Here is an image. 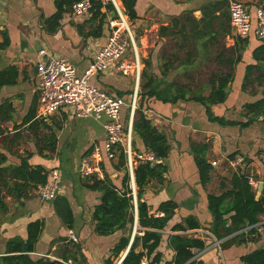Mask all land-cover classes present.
<instances>
[{"label":"crops","instance_id":"0c3cea01","mask_svg":"<svg viewBox=\"0 0 264 264\" xmlns=\"http://www.w3.org/2000/svg\"><path fill=\"white\" fill-rule=\"evenodd\" d=\"M107 1L109 0H103L104 3ZM230 1L137 0L136 11L139 18L130 20L142 71L145 67L143 60L150 55L149 53L153 62H157L156 53L159 46L156 42L166 39L158 35L159 27L169 25L175 18L192 12L199 22V27L211 26L213 30L196 39L189 38L186 41L187 50L181 48L180 63L175 65L182 67L183 73L186 71L185 73L192 77L206 73L209 61L216 70L208 73L232 75L227 87V98L224 102L213 104L211 107V116L224 118L229 122L227 124L211 119L205 105L194 100L170 103L152 99L150 108L146 111L153 123L166 133L171 143V151L169 157L164 160L168 170L164 173L163 179H152L147 184L141 201L147 203L149 215L157 212L159 205L164 201L173 200L178 204L173 218L159 231L162 234L157 249V252L162 254L160 264L173 257L174 250L169 245L170 236H194L214 240V236L208 230L212 222V215L208 209V194L222 193V182H227L226 180L239 168L249 174L250 182L256 191L263 182L261 196L264 195V66L259 64L264 62V59H256L254 56L255 49L264 43V39H260L254 29L247 38L238 37L234 33L230 19L225 17L226 14L223 15V12L229 10ZM239 1L250 8L255 25L256 9L264 7V0ZM211 2L216 5L212 6L213 13L210 17L213 15L215 17L205 19L203 10ZM55 12V0H0V42L8 41V46L0 49V73L11 66L17 67L19 72L16 83L0 87V157L8 156V161L2 166L18 164L21 161L16 155L30 153L31 164H40L49 172L53 168H58L61 173L60 190L58 199L55 200H43L37 194L17 200L12 196H4L5 189L3 190L2 196L8 204L9 211L6 214L0 213V262L7 254L9 240L15 237L26 240L29 225L40 221L43 225L34 251L30 253L34 260L43 257L60 260V252L65 250L67 244L72 246L73 243H77L81 246L82 257L79 256V259L82 264H107V260H111L112 264H121L135 237H141L149 230L139 224L138 188L134 170L133 173L129 171L127 159L122 160L120 153L113 160L105 158L101 178L109 176L116 187L122 188L123 179L128 172L130 187L138 206L135 205L134 208L133 222L126 228L109 235L98 234L95 230L94 211L101 201L102 192L89 187L91 183L87 177L80 175L79 166L81 159L90 154L95 146L105 145L107 137L105 122L108 118L106 116L80 118L75 116L69 107L60 109L48 118L41 116L39 110L41 80L37 73L39 51L48 48L73 62L77 74L83 75L108 41L109 15L103 22L101 35L96 36L88 34L96 32L101 22L89 23L90 12L78 16L72 10L64 13L57 31L49 32L44 23L45 17ZM153 31L156 33L154 43L148 36ZM182 38L181 36L173 40L167 37V42H170L171 46L178 42L181 45ZM238 38L240 41L237 42ZM242 40L247 43H242ZM238 46L243 47L240 52L242 59L236 62ZM186 52L193 54L191 64L187 65L183 62L187 56ZM124 58L134 60L132 45H129ZM253 64L259 67L254 68L247 77V67ZM116 66L117 63H114L105 71L96 72L90 81L92 85L124 98L126 104L122 110L123 122L126 129L132 127L134 135L133 120L138 104L141 75L139 78L124 75ZM201 69L204 70L200 71ZM193 70L195 72L191 73ZM193 84L198 86L197 82ZM198 87L206 86L202 83ZM135 94L137 96L134 108ZM42 119H45L48 126L56 132L55 152L43 149L42 137L48 129L40 125L30 127L32 122ZM16 127L19 129L14 130ZM16 132H20L21 136L12 142ZM13 144L15 145L12 146ZM195 144H207L208 160L212 164L216 162L213 164L211 181L206 186L201 184L194 159L192 147ZM138 145L142 150L143 144ZM134 152L137 154L140 151L134 148ZM231 156L235 158L241 156L243 163L239 166L234 165ZM136 164L137 162L135 166ZM67 209L72 214L70 225L60 214V212L69 214ZM156 215L162 216L163 213L157 212ZM189 215L196 216L202 227L186 231L173 229ZM72 235H75L78 241H73ZM123 237H129V243L116 257L113 250ZM215 242L204 250L195 251V257L190 262L244 264L241 260L243 255L264 246V238L257 243L234 245L229 249H222L220 244ZM136 250L146 252L141 243ZM144 258L149 260L147 256Z\"/></svg>","mask_w":264,"mask_h":264},{"label":"trees","instance_id":"16d2710c","mask_svg":"<svg viewBox=\"0 0 264 264\" xmlns=\"http://www.w3.org/2000/svg\"><path fill=\"white\" fill-rule=\"evenodd\" d=\"M77 1L79 0H55L56 12L49 17H45L44 21L49 32H55L59 29L64 13L70 12L72 5ZM119 1H121L124 13L128 16L129 20L139 18L136 11L137 0ZM92 2L91 17L88 22L95 23L100 21L101 25L97 28L96 32H89L90 34L88 35L100 36L104 20L108 18L109 14H112L113 18H118V12L112 0L106 3L103 0H92ZM215 5L212 2L208 4L203 10V18L208 19L210 17L211 13H213L211 11L212 6ZM225 14L227 15L225 17L230 19L229 10L223 12V15ZM214 17L215 15L211 16L210 19H214ZM198 24L197 18L191 12L175 18L173 23L169 25H161L159 27L158 35L161 38L171 37L175 40L178 37H183L181 40L182 47L179 42L175 45L176 52L163 53L160 76L153 70V61L150 57L143 60L145 67L140 77L138 104L133 120V132L139 134L143 141L142 150H140L138 142L134 139L132 145L133 149L135 148L140 152L152 151L158 161L155 163L137 161L134 167L139 202L143 197L142 195L146 190L147 184L152 179H163L164 173L168 170L164 160L169 157L171 151V143L166 133L160 130L146 114L147 109L150 108L152 99L170 103H177L180 100L198 101L205 105L207 113L212 119V105L222 103L227 98V87L232 80L231 74H209L208 80L205 82L206 88L209 89L207 94L204 93L202 87L193 89L191 84H182L174 80L166 81V76H168L171 70L175 69L174 64L180 58L179 51H181V48L187 50L186 41L189 38L196 39L213 30L211 26L199 27ZM238 41H240V38L237 39ZM242 43H247V41L242 40ZM7 46L8 41L0 42V49H4ZM236 50L238 55L235 61L239 62L242 59L240 52H242L243 47L236 48ZM263 54L264 43L254 51L256 59H264ZM186 55L183 60L184 64H191L193 54L186 52ZM230 63H233V61H230ZM258 67L256 64L249 65L246 76L248 77L251 71ZM18 76V68L15 66H11L8 70L1 72L0 87L16 83ZM213 119L219 123H229L224 118ZM34 125H40L48 129L47 133L42 137L43 149L55 152L57 135L53 128L48 126L45 119L32 122L30 127H34ZM18 129V127L14 128V130ZM20 136L21 133L16 132L12 142L18 140ZM192 151L198 167L201 184L206 186L211 181V172L214 167L207 157L208 145L195 144L192 147ZM16 156L20 158L21 162L18 164L12 163L9 166H2L4 162L8 161V156L2 155L0 157V213L2 214H6L9 211L8 204L3 198L4 196H12L17 200L30 198L35 195L34 192L39 185H43L49 181V170L40 164H31L29 161L31 158L30 153ZM120 157L122 160L127 159L123 151L120 152ZM231 157L232 160L235 159V156ZM87 178L91 183L89 187L102 192L101 201L94 211L95 230L98 234H112L117 230L126 228L129 223L133 222L135 203L128 172L123 179L122 188L116 187L109 176L101 178L95 174ZM226 181L221 184L222 193L208 194V209L212 215V222L208 230L214 236V240L194 236H170L169 245L173 248L174 254L164 264H193V261H190L195 257V251L206 249L215 240H221L220 246L222 249H229L234 245L257 243L262 238L254 228L247 232H244L243 229L262 220L264 216V195L256 199L257 191L250 182L249 174L241 170V168ZM4 189L5 194L2 196ZM61 199L64 200L63 198ZM177 207L178 204L173 200L162 202L156 210L157 212H162V216H157V212L149 215L145 209L139 207V224L149 230L143 236L135 237L129 252L121 264H140L145 256L149 258L151 264L161 263L162 254L157 252L162 240V234L159 231L167 226L168 222L173 218ZM67 212L69 214L63 212H60V214L63 216L64 221L70 225L72 214L68 209ZM42 225L40 221L32 222L28 227L29 232L26 240L19 237L11 238L7 244V254L1 258L0 264H82V261L79 259V256L82 257L81 246L73 242H71L73 243L72 246L67 244L65 250L60 252V260H52L45 257L34 260L30 256V253L34 251ZM201 227L199 219L194 215H189L182 222L176 224L173 229L186 231ZM128 243L129 237H123L115 246L113 250L114 255L118 257L127 248ZM140 243L146 249V252L136 250ZM241 260L244 264H264V246L243 255ZM107 264H112V261L107 260Z\"/></svg>","mask_w":264,"mask_h":264},{"label":"built area","instance_id":"2783aa9c","mask_svg":"<svg viewBox=\"0 0 264 264\" xmlns=\"http://www.w3.org/2000/svg\"><path fill=\"white\" fill-rule=\"evenodd\" d=\"M113 2L118 12V18L109 21L110 35L108 41L83 75H78L73 62L59 53L48 48H42L39 51L37 73L41 80L39 93L41 116L48 118L60 109L69 107L72 113L80 118H101L102 116L108 118L105 122L107 133L105 145L103 147L95 146L93 151L80 161L79 173L83 177L95 174L100 177L103 176L102 164L105 158L113 160L121 151L127 156L128 169L132 173L137 161H150L152 163L158 161L152 151L137 154L134 152L132 127L126 129L122 118L123 106L126 104L124 98L96 87L90 81L93 74L105 71L114 63H117L116 68L124 75H134L139 78L142 73L139 52L129 18L117 0H113ZM92 7V0H79L72 5V12L81 16L89 13ZM246 7L245 3L239 0L229 2L230 23L234 33L238 37L247 38L254 29L256 35L260 39H264V7L260 6L256 9L255 25H253V14ZM129 45H132L134 51V60L132 61L124 58ZM136 96L135 94L134 108ZM215 163L213 162V164ZM232 163L239 166L243 163V158L238 156L232 160ZM60 182V170L53 168L49 172V181L39 185L34 193L43 200H54L58 196ZM134 202L138 206L135 196ZM252 228L256 229L258 234L264 235V217L260 222L248 226L243 231L247 232ZM71 237L73 241H78L75 235ZM220 242L221 240L215 243L220 244ZM140 264L151 263L147 258H143Z\"/></svg>","mask_w":264,"mask_h":264},{"label":"rangeland","instance_id":"374dc122","mask_svg":"<svg viewBox=\"0 0 264 264\" xmlns=\"http://www.w3.org/2000/svg\"><path fill=\"white\" fill-rule=\"evenodd\" d=\"M117 2H118V0H117ZM118 4H119V6L121 7V5H120V1L118 2ZM109 16H111V14H109ZM129 22H131L130 20H129ZM131 29H132V31H133V28H132V25H131ZM148 36H149V39H151V42H155L156 41V33H155V31H153V32H151V33H149L148 34ZM152 36H153V38H152ZM162 39H160V40H158L157 42H156V44H158V52L156 53V56H157V62L156 63H154L153 62V70L160 76L161 75V70H160V66H161V63H162V61H161V57H162V55H163V53H173V52H176V47L175 46H171L169 43L170 42H167V38L165 39V40H163V41H161ZM169 44V45H168ZM169 46V47H168ZM150 55V58H151V53H149ZM146 56H148V55H146ZM149 56L148 57H146V58H149ZM152 61H153V59H152ZM180 63V60H179V58L175 61V64H179ZM208 64H207V66H206V70H208V71H206V73H203V74H201V75H196V76H194V75H192V77L188 74V73H183V68L182 67H180V66H177V65H175L174 67H176L175 69H173V70H171L170 72H169V74H168V76H166V81L167 80H169V81H176V82H180V83H182V84H184V83H186V84H191L192 86H193V89H198V88H200V87H198V86H200L202 83H205L207 80H208V76H209V74L210 73H208L209 71H211V70H216V67H213V65H212V62H207ZM204 69H201L200 71H203ZM195 71L193 70L191 73H194ZM193 82H197V84H198V86H195L194 84H193ZM203 90H204V93L205 94H207L208 93V91L206 90V87H204V88H202ZM262 238L261 239H263L264 238V235H260Z\"/></svg>","mask_w":264,"mask_h":264},{"label":"water","instance_id":"95a60500","mask_svg":"<svg viewBox=\"0 0 264 264\" xmlns=\"http://www.w3.org/2000/svg\"><path fill=\"white\" fill-rule=\"evenodd\" d=\"M120 4H121V8H123L121 1H120ZM246 8H247V10H250V8L248 6ZM112 19H113V15L111 14V16H109L108 21H110ZM259 64L264 66V62H260ZM133 139L136 140L139 144L142 145L143 141H142V138H141V136L139 134H134L133 135ZM262 189H263V182H261L260 185H259V188H258L257 193H256V199L260 198L261 193H262ZM139 207L145 209L146 212H148V206H147V203L145 201H140L139 202Z\"/></svg>","mask_w":264,"mask_h":264}]
</instances>
